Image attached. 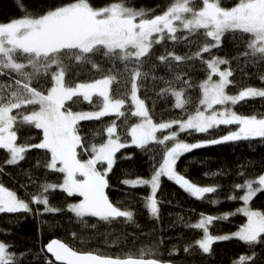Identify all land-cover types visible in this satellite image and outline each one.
<instances>
[{
    "label": "snow or ice",
    "instance_id": "obj_1",
    "mask_svg": "<svg viewBox=\"0 0 264 264\" xmlns=\"http://www.w3.org/2000/svg\"><path fill=\"white\" fill-rule=\"evenodd\" d=\"M17 6L25 11L17 0ZM155 10L136 9L127 0H107L103 6H94L91 0H57L43 12L28 13L20 18L0 22V150H6L7 166H17L32 149L45 150L50 154L45 167L63 174L62 183H42L38 191L29 193L27 199L10 190L0 182V214L16 213H59L62 209L50 205L47 193L61 190L67 196H78L79 202L67 205V211L77 218H99L110 221L126 218L132 221L131 210H121L109 200L105 190L109 187L108 173L116 164V155L121 149L136 146L151 152L150 146H163L162 163L153 165L150 178L124 179V185L132 188L147 186L150 195L145 207L150 215L160 214L158 190L161 178L173 181L184 192L197 200L206 194L217 192L214 186H198L180 174L176 165L181 156L194 149L228 141L264 139V114L241 115L233 107L241 101L264 98V87L247 86L237 94L226 91L234 81L231 60L214 55L213 49L222 47L225 36L238 46H242L233 59L242 61L244 67L259 68L264 65V0H237L234 6H222V0H174L162 14H151ZM178 22V23H177ZM178 32H186L178 36ZM197 34L203 40L190 39ZM186 41L196 45L190 55H177L171 51L155 58L166 67L172 63H186L198 60L206 67V78L199 84L202 96L199 106L182 118L155 122L140 90L149 73L140 69L152 59L156 45L167 41ZM209 54L208 58L204 54ZM99 60L111 63L105 70ZM123 65L129 73L124 90L119 85L116 63ZM221 65L228 66L221 69ZM91 69L104 72L92 81L69 82V71ZM213 76L218 79H213ZM259 80L264 84V75ZM153 80L157 77L153 76ZM163 80V78H160ZM45 80L47 87L33 86ZM165 87L157 93L159 98H174V108L186 111L190 103L186 96L191 87L190 80L182 74H175L173 80H164ZM177 83L183 86L176 87ZM98 97L97 110L79 111L74 106L83 101L93 103ZM130 104L129 110H125ZM216 106H221L219 110ZM139 118L125 132L122 139L118 132L117 120L105 125L106 139L99 141L103 133L93 132L88 138L81 135L82 121H100L103 117L117 119L128 116ZM221 125H236L238 129L221 138L188 143L181 140L180 134L190 131L208 133ZM30 126L42 131L38 143H18V131ZM158 136V133H165ZM169 142H171L169 144ZM131 158V157H127ZM154 159V158H153ZM100 166V167H98ZM3 168H0V173ZM239 175H243L240 173ZM30 182L35 183L31 180ZM27 188V184L23 185ZM241 195L228 198L242 201L243 206L223 216L202 215L199 221L189 225L203 231V238L195 242L203 253H210L212 245L218 241L233 238L254 249L264 244V210L251 207L253 198L264 192V174L258 178H245L243 183L233 185ZM34 206H43L34 207ZM242 214L247 222L231 235H212L209 226L230 215ZM185 252L189 251L185 247ZM46 253L51 254L58 264H171V261L157 258L152 248L141 249L139 255L108 257L93 253H79L58 239L46 245ZM177 254L176 250L169 255ZM23 254L17 257L10 246L0 241V264H19ZM256 253L242 254L233 264H255ZM45 264H53L47 259Z\"/></svg>",
    "mask_w": 264,
    "mask_h": 264
},
{
    "label": "trees",
    "instance_id": "obj_2",
    "mask_svg": "<svg viewBox=\"0 0 264 264\" xmlns=\"http://www.w3.org/2000/svg\"><path fill=\"white\" fill-rule=\"evenodd\" d=\"M25 11L17 6V0H0V22H7L14 18H20L28 13L43 12L57 0H20ZM94 6H103L107 0H91ZM174 0H127L129 6L136 9L155 10L151 14H162L167 6ZM199 3V0H196ZM237 0H222V6L231 7ZM186 32H178L177 35H185ZM190 39L203 40L197 34ZM196 45H189L186 41H167L165 44L156 45L153 49L154 55L151 60L140 69L149 73L148 79L144 81V87L140 90V98L144 99L150 110V115L155 122L167 121L174 118L185 117L199 106L202 91L199 84L206 78V67L198 60L180 63H172V67H166L155 57L165 54V51L174 52L177 55H190L196 51ZM242 46L236 45L225 36L222 47L213 49L212 53L231 60L233 76L230 78L234 84L227 89L228 94H237L239 90L247 86L264 87L259 80L264 75V65L259 68L254 66L244 67L242 61L233 59ZM205 58L209 54H204ZM102 68L107 70L112 67L111 63L99 60ZM224 68L228 67L222 65ZM118 70L119 85L124 90L125 82L129 73L123 71V65L116 63ZM182 74L184 79L190 80L191 87L188 88L186 96L190 103L186 105V111L174 108V98L167 96L159 98L157 93L165 87L164 80H173L175 74ZM104 72L91 69L90 66L83 70L74 69L69 71L66 80L69 82L92 81L100 78ZM157 77L153 80L152 77ZM163 78L161 80L160 78ZM0 79L7 80L6 77ZM47 87L45 80L38 85L33 81V86ZM176 87L183 86L177 83ZM98 97L93 98V103L83 101L74 106V110L95 111L97 110ZM130 104H126L125 110H129ZM235 111L241 115L264 114V98H252L241 101L235 105ZM112 120H117L118 132L122 139H127L130 144V136L125 137L127 128L139 122V118L131 117L117 119L115 116L103 117L100 121H82L80 124L81 135L88 138L93 132L103 133L96 140L106 139L105 125ZM238 129L236 125H221L210 130L208 133H196L194 131L181 133L180 139L195 143L208 139L221 138ZM166 133V132H165ZM165 133H159L161 136ZM18 143H38L42 139V131L30 126H23L18 131ZM171 142H169L170 144ZM148 152L132 145L121 149L116 155V164L112 172L108 173L109 187L105 190L109 200L114 206L121 210L133 212L132 221L126 218H116L110 221H101L99 218L85 217L77 218L67 211V205L78 202L81 197L67 196L66 193L57 189L47 193L50 205L62 209L59 213H16L0 214V241L10 246V251L16 253L17 257L23 254L19 264H45L47 259H52L46 253V244L52 239H60L72 248L81 252H92L108 257H124L128 254L139 255L141 249L152 248L161 260L171 261L174 264H233L242 254L256 253L255 264H264V244L249 248L236 238L227 241H218L212 245L210 253H203L195 242L203 237V231L194 229L189 225L199 221L202 215L214 217L232 213L243 206L242 201L231 200L232 194L237 196L242 192L233 188L234 184L243 183L245 178H258L264 174V139L256 138L250 140L228 141L215 145H207L203 148L194 149L180 157L177 162V171L198 186H214L217 192L206 194L203 200H197L190 194L184 192L173 181L166 177L161 179V187L158 190L160 214L158 218L150 215L145 207V200L150 195L147 186L132 188L124 185V179L150 178L153 165L162 163L163 146L155 145ZM45 150L32 149L26 153V158L17 166H7L8 158L6 150H0V182L10 190L17 191L22 198L28 197L29 193L37 192L38 185L42 183H62L63 174L47 169L44 165L49 158ZM131 157V158H127ZM154 158V159H153ZM100 167V166H98ZM243 173V175H239ZM31 180L35 183L30 182ZM27 184V188L23 185ZM40 207L43 206H34ZM254 210H264V192H259L251 202ZM247 222L242 214L230 215L228 219H219L209 226L212 235H224ZM185 247L189 251L185 252ZM176 250L177 254L169 255ZM53 260V259H52ZM53 264H57L53 261Z\"/></svg>",
    "mask_w": 264,
    "mask_h": 264
},
{
    "label": "rangeland",
    "instance_id": "obj_3",
    "mask_svg": "<svg viewBox=\"0 0 264 264\" xmlns=\"http://www.w3.org/2000/svg\"><path fill=\"white\" fill-rule=\"evenodd\" d=\"M178 23V22H177ZM221 67V69L223 70V69H225L222 65L220 66ZM213 79L215 80V79H218V77H216V76H213ZM227 91V90H226ZM94 98V97H93ZM220 107L221 106H216V109L217 110H219L220 109ZM233 110L235 111V106L233 107ZM167 131H170V130H166V133L165 134H167ZM157 135H159V133L157 134ZM163 178V177H162ZM161 178V179H162ZM79 202V201H78ZM76 203V202H75ZM238 230V229H237ZM237 230H234V231H232V232H229V233H227V235H231L232 233H234V232H236ZM209 231H210V229H209ZM225 235V234H224ZM203 238V237H202Z\"/></svg>",
    "mask_w": 264,
    "mask_h": 264
},
{
    "label": "water",
    "instance_id": "obj_4",
    "mask_svg": "<svg viewBox=\"0 0 264 264\" xmlns=\"http://www.w3.org/2000/svg\"><path fill=\"white\" fill-rule=\"evenodd\" d=\"M57 239V238H56ZM53 240V239H52ZM58 240H60V239H58ZM61 242H63V243H65L64 241H62V240H60ZM67 244V243H66ZM47 245V244H46ZM68 245V244H67ZM69 247H71L70 245H68ZM72 248V247H71ZM45 249H46V247H45ZM73 250H75V251H77L76 249H74V248H72ZM77 252H79V253H92V252H81V251H77ZM48 254V256H50L51 257V254H49V253H47ZM93 254H95V253H93ZM52 258V257H51ZM53 259V261H54V258H52ZM55 262V261H54ZM55 263H57L58 264V262H55ZM171 264H174V263H171Z\"/></svg>",
    "mask_w": 264,
    "mask_h": 264
}]
</instances>
